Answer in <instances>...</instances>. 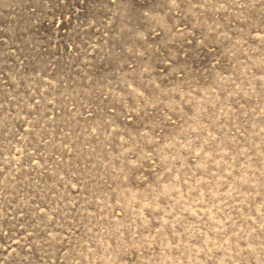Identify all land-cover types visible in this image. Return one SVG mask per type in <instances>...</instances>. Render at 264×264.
Returning a JSON list of instances; mask_svg holds the SVG:
<instances>
[{
  "label": "rangeland",
  "instance_id": "rangeland-1",
  "mask_svg": "<svg viewBox=\"0 0 264 264\" xmlns=\"http://www.w3.org/2000/svg\"><path fill=\"white\" fill-rule=\"evenodd\" d=\"M0 264H264V0H0Z\"/></svg>",
  "mask_w": 264,
  "mask_h": 264
}]
</instances>
